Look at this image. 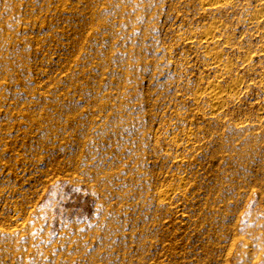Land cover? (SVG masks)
Masks as SVG:
<instances>
[{"label": "rangeland", "instance_id": "1", "mask_svg": "<svg viewBox=\"0 0 264 264\" xmlns=\"http://www.w3.org/2000/svg\"><path fill=\"white\" fill-rule=\"evenodd\" d=\"M206 1L0 0V264H264V0Z\"/></svg>", "mask_w": 264, "mask_h": 264}, {"label": "bare ground", "instance_id": "2", "mask_svg": "<svg viewBox=\"0 0 264 264\" xmlns=\"http://www.w3.org/2000/svg\"><path fill=\"white\" fill-rule=\"evenodd\" d=\"M228 0H207L203 5L204 6H212L215 5V4H222V3H226ZM256 23V21H254ZM217 31V26H212L208 29L207 32H204L199 40L197 42H191V43H194V44H199L201 46L203 45H207L208 43H210L211 41L214 40V38L216 36H218V32ZM219 57V53H217L216 51H213L211 52L210 54V58L211 59H214V61L212 63H215L216 59ZM207 94L209 96V100L210 101V109L214 112V111H217L219 109V105H220V101H221V91H219L218 89H216V87H212V86H209L207 88Z\"/></svg>", "mask_w": 264, "mask_h": 264}]
</instances>
